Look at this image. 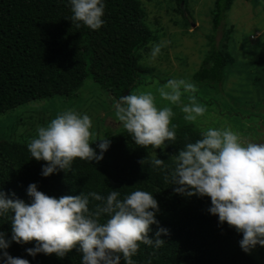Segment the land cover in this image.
<instances>
[{"label": "trees", "instance_id": "trees-1", "mask_svg": "<svg viewBox=\"0 0 264 264\" xmlns=\"http://www.w3.org/2000/svg\"><path fill=\"white\" fill-rule=\"evenodd\" d=\"M144 1L152 0H105L102 17L105 23L92 30L82 23L79 28L73 24L67 0H0V117L24 105L35 109L30 116V130L20 141L8 138L14 124L7 127L8 133L0 130L7 137L0 140V189L6 194L15 192L17 198L27 203L30 197L26 189L30 183H36L39 191L54 197L88 191L106 196L116 190L122 198L140 188L153 193L159 207L156 219L159 226L169 231L167 235L161 234L164 241L159 247L140 244L133 257L136 264H264V246L243 251L239 245L242 233L226 222L220 223L217 216L208 212L209 197L173 192L175 186L164 179V173L150 166L152 157L170 165V158L186 142L200 138L204 130L196 121H185L177 105H171L176 139L155 149L151 145H136L122 126L114 129L104 126V138L110 140V145L101 160L75 158L69 170H58L46 177L41 175V165L47 162L31 158L28 152L27 143L36 136V128L60 114L61 109H51L53 104L72 98L73 102L80 100L79 93L86 81L94 82L103 92L100 94L108 101L106 111L117 120L113 101L134 90L142 73L149 71L140 63L142 54L160 38L159 29L154 31L146 23ZM169 1L181 15L183 28L190 27L194 18L189 12V0ZM235 1H214L207 36L212 47L191 79L197 86V102L205 105L206 111H217L212 105L218 104L224 118L243 128L247 116H259L262 101L238 95L240 89L226 88L235 62L229 45L236 42L231 37L235 30L227 28L226 18ZM220 27L222 37L215 44ZM255 49L261 53L252 63L261 73L256 86L257 93L262 94L264 42ZM182 98L187 100L186 95ZM99 142L90 146L95 149ZM157 228L155 224L150 226V238L155 237ZM0 231L10 238V220L0 219ZM34 244L35 241L23 244L12 241L7 251L13 257L27 259L29 264H80L81 253L76 248L62 258L54 253L32 256L25 249Z\"/></svg>", "mask_w": 264, "mask_h": 264}, {"label": "clouds", "instance_id": "clouds-1", "mask_svg": "<svg viewBox=\"0 0 264 264\" xmlns=\"http://www.w3.org/2000/svg\"><path fill=\"white\" fill-rule=\"evenodd\" d=\"M71 21L92 30L103 20L105 0H67ZM167 41L153 43L148 59L155 60ZM197 86L183 77L167 79L151 90H132L113 101L115 118L131 140L139 146L153 149L176 139V125L171 105H177L188 122L197 121L206 106L197 102ZM156 94L168 103L158 106ZM186 95L187 100H181ZM99 140L96 148L91 143ZM110 140L97 138L88 114L66 109L46 125L36 128V136L27 143L31 158L46 161L41 175L58 170L67 171L75 158L99 161ZM99 149V152L96 151ZM166 165L158 157L150 166L159 168L164 179L174 185L173 192L191 197L210 198L208 212L242 233L241 249L249 252L264 246V142H244L231 127H208L194 142H186ZM143 163V161H142ZM30 202L16 197L15 192L0 189V219L11 222V236L0 231V264H29L24 258L13 257L7 251L10 243L35 241L25 251L56 254L64 257L73 248L80 253V264H136L133 257L140 244L159 247L168 229L159 226L158 202L153 193L135 188L123 195L112 190L107 195L96 191L78 195L49 196L39 191L36 183L26 189ZM93 201L97 203H92ZM157 225L155 237L148 233Z\"/></svg>", "mask_w": 264, "mask_h": 264}, {"label": "rangeland", "instance_id": "rangeland-1", "mask_svg": "<svg viewBox=\"0 0 264 264\" xmlns=\"http://www.w3.org/2000/svg\"><path fill=\"white\" fill-rule=\"evenodd\" d=\"M214 1L189 0V12L194 21H190L191 26L186 29L179 21L182 18L181 15L175 12L177 11L176 7L172 8L169 0L144 1L143 4L147 13L146 23L154 31L159 29V41H167V44L161 49L160 55L155 60L150 61L148 59L149 51L143 52L140 63L146 71H149L142 73V77L134 90H151L155 94L157 86L163 85L161 83L173 77H183L192 82V75L201 67L207 51L212 47L208 45L210 39L207 36L210 34V27L212 26L210 10ZM224 23L225 20L222 21V25ZM226 25L227 28H231V31L235 30L231 37L236 40L229 45L235 62L226 88L240 89L238 95L243 94L254 102L261 98L260 107L262 108L259 116H247L243 120V128L224 118L219 112L221 109L218 104L212 105L217 111H206L202 117H198L196 123L199 128L204 130L208 127L228 125L233 131L239 133L244 142L262 143L264 142V93H257L256 78L261 73L252 61L258 59L261 54L255 47L259 46L261 41L264 42V0H259L258 3L252 0H236L231 13L226 18ZM222 33L220 27L215 34V44L220 42ZM101 92L94 82L86 81L79 93L80 100L73 102L72 98L66 103L59 100L53 104L51 109H61L60 113L66 109H72L88 114L92 120L93 129L97 133V138L104 137V126L114 129L121 127L122 124L108 115L106 111L108 101L104 95L100 94ZM181 100L186 102L182 97ZM156 101L157 104L168 103L161 100L158 94H156ZM25 106L0 117V130L5 129L4 131L8 133L7 127L14 124L12 126L14 131L8 138L20 141L24 135L27 136L28 130H30V116L34 114L35 109L34 106L28 108ZM219 118H221V122ZM101 122L102 126L99 125ZM1 139H7V137H3L0 133Z\"/></svg>", "mask_w": 264, "mask_h": 264}]
</instances>
